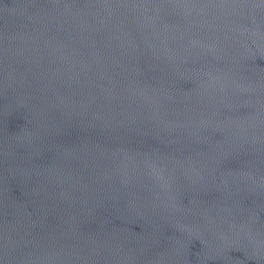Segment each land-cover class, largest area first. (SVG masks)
Segmentation results:
<instances>
[{
	"label": "water",
	"instance_id": "water-1",
	"mask_svg": "<svg viewBox=\"0 0 264 264\" xmlns=\"http://www.w3.org/2000/svg\"><path fill=\"white\" fill-rule=\"evenodd\" d=\"M0 264H264V0H0Z\"/></svg>",
	"mask_w": 264,
	"mask_h": 264
}]
</instances>
